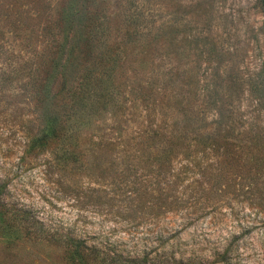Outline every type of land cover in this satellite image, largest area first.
Returning a JSON list of instances; mask_svg holds the SVG:
<instances>
[{
	"label": "rangeland",
	"instance_id": "1",
	"mask_svg": "<svg viewBox=\"0 0 264 264\" xmlns=\"http://www.w3.org/2000/svg\"><path fill=\"white\" fill-rule=\"evenodd\" d=\"M262 6L0 0L2 200L39 222L10 228L0 217V264H71L59 239L69 234L187 264L212 262L236 234L233 264H264V167L260 201L245 178L216 212L135 208L161 150L209 166L226 130L264 152Z\"/></svg>",
	"mask_w": 264,
	"mask_h": 264
},
{
	"label": "trees",
	"instance_id": "2",
	"mask_svg": "<svg viewBox=\"0 0 264 264\" xmlns=\"http://www.w3.org/2000/svg\"><path fill=\"white\" fill-rule=\"evenodd\" d=\"M262 11L264 13V0ZM191 124H184L183 129H188ZM52 129L43 131L41 140L44 143L51 138ZM219 134V144L214 162L209 166H202L197 163L194 156L185 159L183 163L176 162L172 151L161 150L159 161L149 166L148 178L149 187L143 182L138 184L135 197L139 204L135 207L137 211L150 210L155 216L163 214H189V211H197L199 206L207 205L211 212H216L223 205V201L229 200V192L233 193L243 187L242 180L247 178L250 182L249 190L253 195V201L262 200L255 194L260 192L259 177L264 167V152L255 145V140L250 136L249 143L242 146L235 144L233 132L222 130ZM181 139L189 140L188 136H181L179 139H170V142L177 145L183 142ZM190 141V140H189ZM182 147L178 148L181 149ZM177 151V150H176ZM177 153V152H176ZM144 167L132 168L127 172L138 173ZM208 179V181H207ZM188 184V186H185ZM139 185L141 187L139 188ZM2 189L0 188V217L10 228L21 226L25 222L39 224L31 217L30 212L19 208L16 205H9L3 202ZM150 193V194H149ZM264 194V193H261ZM227 197V200H226ZM187 199V200H186ZM211 206H208V205ZM131 211L133 206L128 207ZM205 209V207H200ZM194 214V212L192 213ZM25 227V226H23ZM59 239L64 243L67 259L71 264H187L184 259L177 260L176 253L168 257L166 253L158 254L153 258V253L143 254L135 251L128 252L118 246L109 237L100 238L98 241H90L86 238H79L75 235H60ZM240 237L232 234L221 251L212 254L213 261L204 260V264H233L239 252ZM219 248H217L218 250ZM211 256L207 257L212 259ZM189 264H192L189 260Z\"/></svg>",
	"mask_w": 264,
	"mask_h": 264
}]
</instances>
